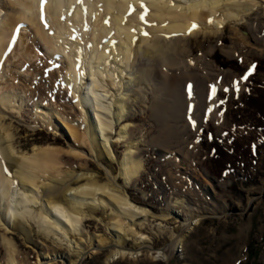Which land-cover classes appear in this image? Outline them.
Here are the masks:
<instances>
[{
    "label": "rangeland",
    "instance_id": "rangeland-1",
    "mask_svg": "<svg viewBox=\"0 0 264 264\" xmlns=\"http://www.w3.org/2000/svg\"><path fill=\"white\" fill-rule=\"evenodd\" d=\"M11 1H0L1 20L13 13L6 4ZM233 3L239 6L234 8L240 12L237 22L228 21L221 31L197 29L196 35L161 45L158 53L134 55L130 67L133 83L122 91L128 104L126 118L113 125L110 138L115 161L103 150L97 157L87 144L71 139L63 121L79 133L84 130L79 125V109L61 82L64 63L48 55L27 23L15 26L20 40L14 48L19 51L14 58L13 51L7 54L0 85H12L23 98L4 120L18 153H29L34 146L56 147L61 151L59 175L66 184L76 187L79 184L74 181L85 172L101 184L108 183L109 173L116 177L117 186L125 188L119 162L128 142L117 141L119 130L129 125L131 140H138L132 150L142 162V170L125 191L132 202L149 212L148 224L132 227L149 238L147 247L154 250L150 253L125 236L124 246L141 255L108 263L115 234L106 224L116 214L107 206L95 213L96 220H86L83 226L109 242L97 254L84 255L81 264H264V0ZM39 20L46 24L43 18ZM138 22L144 25L145 20L141 17ZM144 62L158 84L155 94L138 82L142 73L138 66ZM169 82H173V91L167 88ZM153 104L158 107L157 117L151 111ZM42 116L49 117L54 128L42 125ZM211 140L220 147L206 148ZM44 200L32 207L33 212L45 207ZM174 201L179 203L172 208ZM164 213L170 214L165 221L161 218ZM203 214L218 217L200 218L197 226L192 228V224V230L183 232L181 248L174 249L169 259L155 258L153 252L170 246L172 233L178 234L185 219ZM158 223L168 230L159 231ZM23 226L27 238L18 230L7 233L19 264H35L45 250L59 257L54 264L76 260L68 240L45 238L31 220ZM4 233L0 228V264H5L6 257L1 241ZM70 238L82 241L75 234Z\"/></svg>",
    "mask_w": 264,
    "mask_h": 264
},
{
    "label": "bare ground",
    "instance_id": "bare-ground-1",
    "mask_svg": "<svg viewBox=\"0 0 264 264\" xmlns=\"http://www.w3.org/2000/svg\"><path fill=\"white\" fill-rule=\"evenodd\" d=\"M233 2L234 0L8 2L6 4L13 13L2 20L0 18V82L6 73L3 63L7 54L10 50L13 51L11 58H14L19 51L14 48L20 40L15 26L20 22L27 23L29 28L34 29V37L43 43L48 55L55 56L64 63L61 82L71 93L75 106L79 109V125L84 130L79 133L75 127L62 120L69 136L76 143L87 144L91 152H96L97 157L103 155V150L115 161L116 155L110 138L113 125L126 118L125 109L128 104L122 97V91L133 83L130 67L134 55L146 57L158 53L161 45L180 42L184 37L196 35L198 30L221 31L225 23L239 17L236 15L240 12L234 10L239 9V6ZM223 6L225 9L220 10ZM1 14L0 10V17ZM141 17L145 20L144 25L138 22ZM40 18L46 20L45 25L40 24ZM21 42L22 40L19 47ZM138 68L142 72L138 82L146 84L150 87L148 90L155 94L158 84H154L150 65L144 62ZM167 88L173 91V82H169ZM19 100L22 104L23 98L12 85L9 88L0 85V228L5 231L1 237L6 252L5 264L20 263L16 248L7 233L18 230L27 238L28 231L23 226L26 220H31L38 233L45 238L60 236L62 240H68L74 248L73 251L69 249V252L76 257L69 264H81L84 255L97 254L109 242L101 235L87 232L83 226L86 220H96L95 213L107 206L116 215L108 217L109 223L106 224L108 230L111 228L115 234L113 249L109 251L106 261L113 263L124 258L136 259L141 255L140 251L124 246L128 236L134 239L136 246H144L151 253L154 249L147 247L149 238L132 227L148 224L146 220L149 212L145 207L132 202L125 191L142 170V162L132 150L138 140H131L129 125L122 126L117 139L118 142H128L126 152L119 162V176L123 179L125 188L117 186L116 177L109 173V182L101 184L94 175L86 172L74 181L79 185L72 187L70 183L64 182V178H60L61 151L58 148L34 146L29 153H18L15 150L12 133L4 120L19 108ZM35 108L38 106L35 105ZM151 108L156 116L157 104H153ZM42 125L54 128L50 118L46 116H42ZM80 179L84 181L83 184L79 183ZM52 182L55 183L53 187ZM43 197L45 207L33 212L32 207L42 205ZM178 203L174 201L172 208ZM198 210L199 208L195 209V212L198 213ZM169 215L164 213L161 218L165 221ZM200 218L201 216L195 215L185 219L178 234L172 233L170 246L153 252L156 254L155 258L169 259L174 249L181 248L183 232L197 226ZM156 227L161 232L168 230L162 223H158ZM73 234L82 241H72L70 237ZM57 259L59 257L54 252L45 250L37 257L35 264H43V260L44 264H54Z\"/></svg>",
    "mask_w": 264,
    "mask_h": 264
},
{
    "label": "trees",
    "instance_id": "trees-1",
    "mask_svg": "<svg viewBox=\"0 0 264 264\" xmlns=\"http://www.w3.org/2000/svg\"><path fill=\"white\" fill-rule=\"evenodd\" d=\"M249 100H254V98H249ZM220 147L219 144L215 143L214 140H211L206 144V148H209L210 150L218 149ZM219 155V154H218Z\"/></svg>",
    "mask_w": 264,
    "mask_h": 264
},
{
    "label": "water",
    "instance_id": "water-1",
    "mask_svg": "<svg viewBox=\"0 0 264 264\" xmlns=\"http://www.w3.org/2000/svg\"><path fill=\"white\" fill-rule=\"evenodd\" d=\"M261 197V196H260ZM249 209H250V204L247 206V210L246 211H249ZM246 211L243 213V214H245L246 213ZM218 216H216V215H212V214H203L202 216H201V219H203V218H217Z\"/></svg>",
    "mask_w": 264,
    "mask_h": 264
}]
</instances>
